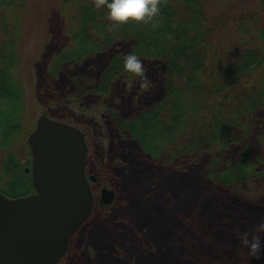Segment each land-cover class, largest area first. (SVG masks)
<instances>
[{
    "label": "trees",
    "instance_id": "1",
    "mask_svg": "<svg viewBox=\"0 0 264 264\" xmlns=\"http://www.w3.org/2000/svg\"><path fill=\"white\" fill-rule=\"evenodd\" d=\"M41 1L0 0V190L11 197L34 191L15 147L35 127L24 84L30 40L42 19L56 14L60 32L45 69V102L84 108L94 95L97 110L138 146L150 172L154 167L149 181L142 179L149 171L139 169L141 181L119 193L115 210L104 206L84 223L97 225L101 239L87 252L89 262L264 264L236 235L264 216V198L251 203L242 195L250 184L264 187V0L251 8L235 0H218L219 7L214 0H160L151 20L111 30L107 7L96 8L95 0H48L46 9ZM133 51L146 70L156 67L147 77L150 83L158 75L160 99L121 118L116 86L141 80L124 67ZM88 63L100 64L97 72L83 67ZM60 76L65 84L57 87ZM64 114L59 118L74 121ZM9 175L15 182L4 189Z\"/></svg>",
    "mask_w": 264,
    "mask_h": 264
},
{
    "label": "water",
    "instance_id": "2",
    "mask_svg": "<svg viewBox=\"0 0 264 264\" xmlns=\"http://www.w3.org/2000/svg\"><path fill=\"white\" fill-rule=\"evenodd\" d=\"M27 137L36 192L10 197L0 191V264H61L94 210L89 145L80 127L47 113ZM103 194L111 203L115 190Z\"/></svg>",
    "mask_w": 264,
    "mask_h": 264
},
{
    "label": "rangeland",
    "instance_id": "3",
    "mask_svg": "<svg viewBox=\"0 0 264 264\" xmlns=\"http://www.w3.org/2000/svg\"><path fill=\"white\" fill-rule=\"evenodd\" d=\"M214 1L216 2V4H218L217 7H219V1ZM255 2L256 0H235L237 6H246L249 8H251L253 4H255ZM47 4L48 0L41 1V6L43 9H46ZM49 19L50 20H48L47 18H43L41 26L35 28L28 48V59L31 63V68L29 69V71L31 70V73L25 72L26 74L24 77V84L26 86L27 92L26 95L27 102L29 105V116L34 113L32 116H30L32 121L31 126L33 124V126H35L38 117L43 113H47L53 118H57L60 120H62L61 118H59L60 116L64 117L66 115L64 113H67L69 116L72 115L73 117H71L72 120L74 119V121L69 122H74L77 125L79 124L93 137V145L94 151L96 149V155L106 156V165H108L107 172L110 173V176H112L113 173L114 176L113 180L111 178L112 183L109 185V187L115 190V196L113 198V201L111 203H108L106 207H109L107 211H110L111 208L112 210H115L116 206H114V204L119 199V193L121 194L123 192H126V188H131V184L134 181H141L140 177L144 174L141 175L139 169L143 168L149 171V173L146 172V175H144L142 178L143 181L145 180V178L149 181L148 178L151 179V177L154 176V167L152 165L150 172L148 162L149 160L146 159L145 155L141 154L138 146L134 144L133 141L132 143H130L129 139H126L123 136V133L119 132L117 123H115L111 119L110 114L108 115L107 113H105L103 109L97 110L99 102L97 101V97H95L94 95L88 94L86 102H81L82 104H84V108H82L81 104H67L65 102L59 101L55 102V105L53 106V108H51L50 105L45 102V98L50 96L49 90H46L44 94H41V89L46 85L44 83V75L46 74L45 69L48 65L50 55L53 52V49L55 48V38L60 32L59 26L53 25H60V19L57 18V15L53 14L52 18ZM97 63L100 62L97 61ZM97 63L95 65L88 63L86 66L83 67H85V69L94 70V72H97V69L100 65ZM151 66L153 65L151 64ZM152 68L147 70L148 75L150 72L149 70H151L152 73V71L154 72V69L156 67L154 69ZM156 76L158 77L157 74ZM156 76L154 77L152 75L154 79L150 77V80H152L149 83V86L147 87H143L142 80H139V82L137 83L136 81H129L126 86H124L125 83L119 81L118 85L116 86V89L119 90L115 89V97L118 99L119 102L121 100L123 102L126 101L125 105H123V102L122 104H120L116 101L117 111L119 112L121 118L130 116L133 113L137 114V110H140L141 107L146 108L147 106L160 99V89L159 86L156 84ZM64 81L65 78L60 76L57 81H54L53 83L54 85L59 87V85L62 86L63 84H65ZM67 89L68 88L66 87L65 92H63V96L66 95V92L71 89V87L68 90ZM38 93L42 95V103L40 102V104L38 101ZM57 93L59 94V97H63L61 88L57 91ZM54 115L57 116L55 117ZM31 131L27 133V135L25 136V140L19 141L15 147L17 150L16 152L18 157L22 160V163L24 164V168L26 167V163L29 160H32L31 148H29L27 140V136ZM5 156V153L3 155H0V163L4 161L3 159L5 158ZM160 167L161 168H159L160 170L158 169V172H162V170L165 169L164 164ZM9 180L15 182V176H6V179L1 185L4 189H6V187L9 185ZM100 212H105V209L100 210ZM92 227L93 226L91 224H87L82 226L81 229L78 230L79 232L76 234V237L72 240L70 254L62 260L61 264H84V261L88 262L87 264H94L93 262H89L94 256L91 254L89 257L87 252L94 251L93 247L98 250L97 247L98 244L100 246L101 239L97 238L99 236L97 230L98 226L96 225L93 228ZM79 246H81L82 253L77 254V247ZM99 252L96 251V257L99 255Z\"/></svg>",
    "mask_w": 264,
    "mask_h": 264
},
{
    "label": "clouds",
    "instance_id": "4",
    "mask_svg": "<svg viewBox=\"0 0 264 264\" xmlns=\"http://www.w3.org/2000/svg\"><path fill=\"white\" fill-rule=\"evenodd\" d=\"M105 6L108 9V19L114 22L109 25L110 30L129 22L130 19L147 22L161 10L160 0H95L96 8ZM124 67L129 73L139 76L144 87L148 86L147 70L136 52L125 54ZM242 195L251 203H259L264 198V187L250 184ZM236 235L250 257L264 258V216L259 217L250 228L237 230Z\"/></svg>",
    "mask_w": 264,
    "mask_h": 264
},
{
    "label": "flooded vegetation",
    "instance_id": "5",
    "mask_svg": "<svg viewBox=\"0 0 264 264\" xmlns=\"http://www.w3.org/2000/svg\"><path fill=\"white\" fill-rule=\"evenodd\" d=\"M74 125H76L77 127L79 126L86 135V139H87V143L89 145V153H88V158H87V162H86V174L87 177L89 178V183H90V187L93 190V194H94V198H95V203H94V207H93V213H99V211L101 209H103L104 206H107L109 202L108 198L105 194H103L104 189L110 190L111 188L109 187V184L112 183V180L114 179V176L111 180L110 176H108V173L105 175V168L106 166V156H97L96 155V149L94 151V139L91 136L90 133H88L86 130H84L82 128V126H80L79 124L77 125L76 123H74ZM116 162V161H115ZM32 160L30 162L29 165H26V167L24 168L26 173H29L31 176V180H32ZM107 171V168H106ZM33 181V180H32ZM92 216V215H91ZM84 224H82L83 226ZM81 226V227H82ZM81 227L79 229H81ZM78 229V230H79ZM77 234V233H76ZM75 234V235H76ZM74 235V236H75ZM72 246V240H71V245L70 248ZM70 254V250L69 253L67 255Z\"/></svg>",
    "mask_w": 264,
    "mask_h": 264
}]
</instances>
